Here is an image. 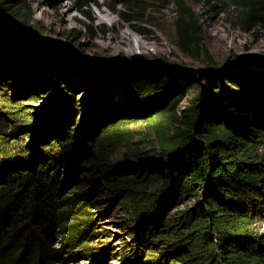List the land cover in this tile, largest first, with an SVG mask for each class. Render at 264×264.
<instances>
[{
	"label": "trees",
	"instance_id": "obj_1",
	"mask_svg": "<svg viewBox=\"0 0 264 264\" xmlns=\"http://www.w3.org/2000/svg\"><path fill=\"white\" fill-rule=\"evenodd\" d=\"M77 1L79 10L92 2ZM133 1L123 6L120 18L127 23L143 2ZM170 2L180 50L201 54L205 68L128 77L126 98L134 95L138 116L151 127L159 149L162 187L153 191L160 180L144 169L127 174L110 162L128 140L121 129L124 115L108 123L98 117L75 122L74 92L56 71L58 58L45 59L44 50L27 36L28 7L0 4V23L21 32L0 28V48L20 54L23 61L10 69L20 83L37 75L59 90L49 102L54 114L43 113L41 134L30 146L26 139L33 134V121L23 118L17 99L0 97V264H79L85 259L102 264L89 247L99 235L98 219L92 220L89 211L104 202L120 205L130 217L125 227L130 253L124 264H264V235L254 236L249 228L264 207V165L258 154L264 97H255L264 95V70L217 68L189 2ZM236 5L242 9L243 29L262 20L264 0H238ZM198 82L205 89L178 115L176 106ZM89 93L91 102L101 100ZM35 96L28 102L37 101ZM56 112L62 116L58 129ZM123 160L133 164L143 158ZM76 172L83 180L75 178ZM190 201L191 206L180 209Z\"/></svg>",
	"mask_w": 264,
	"mask_h": 264
},
{
	"label": "rangeland",
	"instance_id": "obj_2",
	"mask_svg": "<svg viewBox=\"0 0 264 264\" xmlns=\"http://www.w3.org/2000/svg\"><path fill=\"white\" fill-rule=\"evenodd\" d=\"M127 1L130 2V7L134 4L133 0H92L82 10L78 9L77 0H0V4L17 8L19 3H25L28 7L31 26L27 36L31 44L44 50L41 51L44 52L45 59L51 61L50 59L58 58L59 67H56V71L59 75L66 76L67 83L74 92L73 100L77 107L75 122L90 119L93 122L98 117L100 123H108L115 116L124 115L121 129L128 132V140L110 162L116 168L141 166L155 181H159L157 142L147 121L138 116V104L132 98L134 95L130 92L129 99L126 98L128 77L136 73L138 76L165 75L176 74L181 70H202L205 68V59L199 53L190 56L180 50L173 25L175 8L170 0H143L137 13L127 17L130 20L128 23L120 18ZM187 1L196 15L202 40L217 68L264 70V48L257 44L260 41L264 43V37L261 36L264 31V13L261 21L243 29L239 20L242 9L236 5L238 0ZM80 11L86 12L89 18L83 17ZM121 33L130 39L129 48L118 51L101 48L105 38ZM17 55L0 48V58L4 59V62H0V97L6 94L7 98L17 99L26 113L23 118L33 121L29 130L38 127L41 132L39 127L43 113H52L49 102L58 96L59 90L37 75H27L25 82L20 83L15 72L10 69L22 65L23 61ZM236 68L233 70H237ZM94 85L101 87L84 93L86 88ZM202 89H205L203 82L195 84L176 106V113L179 115ZM89 92L99 94L101 100L97 99L94 103L102 102L103 105L91 102ZM32 95L37 97V101L28 102L27 97ZM255 97L264 95L260 96L258 93ZM149 109L140 113H146ZM57 113L56 129L62 124V116ZM161 117L162 115L159 119ZM119 120H114V123ZM29 135L31 136L26 142L30 146L35 141L33 134ZM258 154L264 165V139L258 145ZM131 156H141L143 160L133 164L123 160ZM75 178L83 180L77 172ZM80 183L81 181L77 187L81 186ZM161 187L160 180L151 191ZM193 202L190 201L180 209L191 206ZM89 213L94 215L92 220L98 219L95 224L99 235L93 238V243L89 246L96 253V258L102 264H124L130 253L126 248L129 240L125 227L130 223L126 209L118 204L104 202L101 207L90 210ZM257 213L259 219L252 221L249 228L254 236L259 237L264 235V207ZM104 235H108V238ZM79 264L89 263L85 259Z\"/></svg>",
	"mask_w": 264,
	"mask_h": 264
},
{
	"label": "bare ground",
	"instance_id": "obj_3",
	"mask_svg": "<svg viewBox=\"0 0 264 264\" xmlns=\"http://www.w3.org/2000/svg\"><path fill=\"white\" fill-rule=\"evenodd\" d=\"M261 36L264 37V31L261 33ZM130 39L124 34L121 33L116 36H112L109 39L105 38L104 40V45L101 46L102 49L104 50H113V51H118L123 48H129V43ZM257 44L260 45V48H264V43L263 42H257ZM139 47V44H138Z\"/></svg>",
	"mask_w": 264,
	"mask_h": 264
},
{
	"label": "water",
	"instance_id": "obj_4",
	"mask_svg": "<svg viewBox=\"0 0 264 264\" xmlns=\"http://www.w3.org/2000/svg\"><path fill=\"white\" fill-rule=\"evenodd\" d=\"M0 28H1V29H4V30H12V31H14V32L21 33V32H19V31L15 30V29H13L12 27H10V26H5V25H3V24H1V23H0ZM32 132H33V140H36L37 137H39L40 134H41V132L38 130V127H36L35 129H33ZM119 168L125 170V171L127 172V174H130L131 172H134L135 169H142L141 166H137V165H136L135 167H132V168L129 167V166H123V167H119ZM74 181H75V179H74ZM72 182H73V181H72ZM72 182H71L70 185L68 186V189L72 186V184H73Z\"/></svg>",
	"mask_w": 264,
	"mask_h": 264
}]
</instances>
